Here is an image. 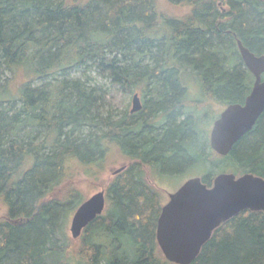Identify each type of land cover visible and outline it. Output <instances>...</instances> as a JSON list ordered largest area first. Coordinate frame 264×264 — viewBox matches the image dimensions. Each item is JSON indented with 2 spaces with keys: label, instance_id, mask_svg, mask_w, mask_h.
I'll return each mask as SVG.
<instances>
[{
  "label": "trees",
  "instance_id": "1",
  "mask_svg": "<svg viewBox=\"0 0 264 264\" xmlns=\"http://www.w3.org/2000/svg\"><path fill=\"white\" fill-rule=\"evenodd\" d=\"M167 1L188 11L165 16L157 0H0V81L24 76L0 99V264H175L157 245L160 194L142 165L171 174L212 162L201 128L207 100L226 106L250 91L236 39L264 54V0ZM87 66L130 94L139 89L141 108L105 110L100 87L74 74ZM190 81L200 95L188 106ZM112 146L129 164L76 244L66 218L81 193L68 185L57 195L66 165L99 164ZM219 156L235 174L264 177V111ZM213 177L201 179L210 186ZM190 264H264V211L222 222Z\"/></svg>",
  "mask_w": 264,
  "mask_h": 264
},
{
  "label": "water",
  "instance_id": "2",
  "mask_svg": "<svg viewBox=\"0 0 264 264\" xmlns=\"http://www.w3.org/2000/svg\"><path fill=\"white\" fill-rule=\"evenodd\" d=\"M239 54L253 75L250 91L242 102L227 104L214 119L209 145L226 155L233 144L248 132L264 111V54L256 55L236 39ZM141 108L135 93L131 112ZM124 165L112 171L120 172ZM106 204L104 189L84 199L74 210L69 231L73 239L100 215ZM264 211V177L244 172H220L208 186L200 176L186 179L161 206L156 220L155 238L164 258L175 264H190L212 232L224 221L245 210Z\"/></svg>",
  "mask_w": 264,
  "mask_h": 264
},
{
  "label": "rangeland",
  "instance_id": "3",
  "mask_svg": "<svg viewBox=\"0 0 264 264\" xmlns=\"http://www.w3.org/2000/svg\"><path fill=\"white\" fill-rule=\"evenodd\" d=\"M80 2L86 0H79ZM157 7L158 9L164 13L165 16H174L180 17L184 13L188 11V7L183 4H173L167 0H157ZM75 75L81 76L86 81H89L92 85H97L101 89V93H104L106 96V109L107 111L114 112L115 115L120 114L122 110L129 109L131 107V99L132 94L122 89L119 85L114 84L111 82L110 79L103 77L100 75L93 66L81 67L76 70ZM73 75V74H72ZM7 77L9 74L6 75ZM7 77L2 78L0 81V99H4V95L1 98L2 88L5 84H7V93L12 95L17 94V90L19 84L22 80V76L18 75L14 79L7 81ZM18 78L19 81H18ZM30 78V74H28V79ZM139 90V89H138ZM135 89V91H138ZM187 99L186 103L188 106L193 105L196 98L200 95L199 86L195 85L193 82H189L187 87ZM7 96V95H6ZM207 107L209 106L208 116L207 119L202 125L201 128L204 131V135L206 137L209 136L210 128L214 117L218 115L221 110L225 107L224 105L207 100ZM202 108L199 110L200 113L203 111ZM209 138V137H208ZM126 160L118 151V148L115 146L110 149V151L106 154V157L103 162L99 164H92V165H83L77 162L69 161L66 165V176L65 180L63 181L62 185L59 187L57 191V195H61L64 192L68 185H72L76 187L81 193V199L84 200L89 197L91 194L104 189L111 178L114 176L112 171L118 168L123 163H126ZM128 162V161H127ZM129 163V162H128ZM212 164H217L216 166H212ZM193 165H195L193 167ZM184 167V166H183ZM182 167L181 171L169 173V175L165 176L162 174L161 176L156 175L153 170L147 172L146 169L144 170V177L147 174V178L145 180L152 185L160 194V203L163 205L166 203L168 199V193L175 191L186 179L192 176H200L205 174H218L220 172H235L239 171L233 163L226 160L225 158L215 154L212 155V162L209 163H199V164H192L189 168ZM80 199V200H81ZM6 212L5 205L0 200V216H4ZM74 211L70 212L67 215V225L66 231L70 238H72L71 233L69 231L71 217ZM77 244L78 238L73 239Z\"/></svg>",
  "mask_w": 264,
  "mask_h": 264
},
{
  "label": "flooded vegetation",
  "instance_id": "4",
  "mask_svg": "<svg viewBox=\"0 0 264 264\" xmlns=\"http://www.w3.org/2000/svg\"><path fill=\"white\" fill-rule=\"evenodd\" d=\"M137 94L138 95V97H139V99H140V102H141V106H142V104H143V100H142V93H140L139 92V90L138 91H135L133 94H132V96L134 95V94ZM131 101H132V99H131ZM131 108V107H130ZM130 108L128 109V111L130 112V113H134V112H131L130 111ZM253 128V127H252ZM251 128V129H252ZM250 129V130H251ZM249 130V131H250ZM248 131V132H249ZM247 133V132H246ZM245 133V134H246ZM243 136V135H242ZM241 136V137H242ZM209 137V136H208ZM208 140H209V138H208ZM127 161H129L128 159L126 160V163H123L122 165H124V168L129 164ZM142 167H143V169H146L147 170V172H149L150 170H153L154 172H155V174L156 175H159V176H161L162 174L165 176V174L166 175H169V173H164V172H162L161 170H160V168L157 166V165H155V164H152V166H146V165H142ZM115 175V174H114ZM144 178H147V174L145 175V177ZM147 182V181H146ZM148 183V182H147ZM149 185H150V183H148ZM152 186V185H151ZM168 198H169V193H168ZM168 200V199H167ZM162 206V205H161Z\"/></svg>",
  "mask_w": 264,
  "mask_h": 264
}]
</instances>
